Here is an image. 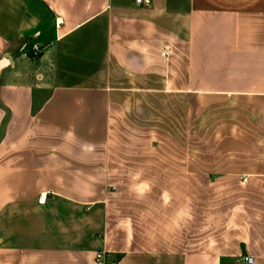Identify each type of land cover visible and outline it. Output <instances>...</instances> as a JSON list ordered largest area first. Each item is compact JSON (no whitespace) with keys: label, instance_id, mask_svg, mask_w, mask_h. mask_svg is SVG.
<instances>
[{"label":"crops","instance_id":"1","mask_svg":"<svg viewBox=\"0 0 264 264\" xmlns=\"http://www.w3.org/2000/svg\"><path fill=\"white\" fill-rule=\"evenodd\" d=\"M100 252L264 264V0H0V264Z\"/></svg>","mask_w":264,"mask_h":264},{"label":"built area","instance_id":"2","mask_svg":"<svg viewBox=\"0 0 264 264\" xmlns=\"http://www.w3.org/2000/svg\"><path fill=\"white\" fill-rule=\"evenodd\" d=\"M135 1L141 5H150L152 0H135ZM24 52L29 57L36 58L41 54L42 47H41L40 43H38L37 41H31L25 45ZM164 54H165V52H164ZM47 194H48V191H42L40 194V197H39V201L44 202L46 200ZM244 258H245L246 263H250L253 261L252 256L247 255ZM96 261L100 264H115L114 262L113 263H106L105 259H104V253H102V252L97 253Z\"/></svg>","mask_w":264,"mask_h":264},{"label":"rangeland","instance_id":"3","mask_svg":"<svg viewBox=\"0 0 264 264\" xmlns=\"http://www.w3.org/2000/svg\"><path fill=\"white\" fill-rule=\"evenodd\" d=\"M220 194H221V192L218 193L214 190H208L207 191V199H212L211 202H213L215 198H219L218 196H220ZM221 196H222V198H226V197L228 198L229 192L226 193L225 191H223ZM208 209H209V207H208Z\"/></svg>","mask_w":264,"mask_h":264}]
</instances>
